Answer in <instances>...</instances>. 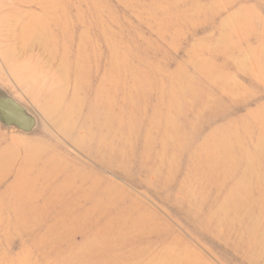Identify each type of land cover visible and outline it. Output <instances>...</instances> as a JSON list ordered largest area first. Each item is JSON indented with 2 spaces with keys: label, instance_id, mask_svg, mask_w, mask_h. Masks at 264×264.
<instances>
[{
  "label": "rangeland",
  "instance_id": "374dc122",
  "mask_svg": "<svg viewBox=\"0 0 264 264\" xmlns=\"http://www.w3.org/2000/svg\"><path fill=\"white\" fill-rule=\"evenodd\" d=\"M66 1L75 5V0ZM82 1L84 23L94 22L89 34L108 26L117 49L130 53L128 64L136 68L130 79L145 84L135 88L147 103L132 115L139 125L129 140L128 173L81 152L70 140L84 135L80 120L75 135L58 130L44 113V96H33L29 84L8 68L23 46L20 31L40 10L0 0V91L36 123L28 133L0 124V264H157L170 252H175L173 261L188 264H264V239L257 241L264 238V215L255 214L241 230L230 232L226 226L208 225L205 219L219 189L228 188L214 185L213 176L226 172L224 162H213L211 176L203 175L209 165L205 155L213 152L205 140L211 137L237 158L226 173L264 177V0H96L94 6L92 0ZM6 15L9 21L3 19ZM100 44L95 42L99 52ZM37 47L31 50L35 56ZM50 81L51 75L41 84ZM202 101L210 106L200 108ZM157 113L159 120L152 121ZM195 117L199 119L193 122ZM167 124L179 140L190 142L176 153L183 166H201L209 198L194 199L204 204L198 210L173 202L185 201L177 183L186 167L171 186L161 179L168 169L149 174L138 168L155 149L146 152L142 144L161 142L157 132ZM81 143L95 145L85 139ZM170 155L168 151L164 157ZM246 165L252 168L243 170ZM98 188L126 195V201L112 206V220L96 215L103 208L96 199ZM85 196L91 201L83 204ZM82 214L91 218L79 219ZM249 222L256 228L254 235L245 236L236 248ZM255 245H261L263 254L250 257L248 247Z\"/></svg>",
  "mask_w": 264,
  "mask_h": 264
},
{
  "label": "bare ground",
  "instance_id": "6f19581e",
  "mask_svg": "<svg viewBox=\"0 0 264 264\" xmlns=\"http://www.w3.org/2000/svg\"><path fill=\"white\" fill-rule=\"evenodd\" d=\"M12 1L20 6H38L40 12L39 16L33 17V20L28 23L30 25L25 28L26 30L20 31L18 39L21 40L23 46L20 50L18 49L17 55L11 56L7 64L8 68L21 83L29 84V91L33 96H44V104H42L44 113L48 119L54 121L58 130L73 134L75 125L80 120L84 135L82 138L74 136L75 138L70 140L81 152L91 156L100 165H106L112 169L118 166L121 170H125L122 173L127 176L128 161L126 159L129 158L131 151L128 152L129 140L136 135V126L139 125L138 122H133L137 119L134 118V120L132 115L135 112L141 113L143 105L147 103L144 95L135 92L136 87L141 88L145 84L143 82L138 83L139 80L130 79V76L136 72V68L128 64L129 51L117 49L112 41L115 40V36L108 31V26L100 27L95 36L89 34V25L93 28L94 22L84 23V15L79 13L86 5L82 0H75L74 6L67 3L66 0ZM95 3L96 0H92V6ZM3 19L6 20L7 15ZM99 36L101 37L100 42H98ZM95 42L101 43V52L97 50ZM34 44H37L39 50V54L36 56L31 53ZM40 58H45V62H41ZM103 58H105L104 61ZM55 61H58L57 66L54 64ZM52 65L56 66L55 71L49 69ZM47 68L53 72L50 73ZM49 75H51V81L48 86H42V81ZM192 96L195 98L196 94ZM200 103V108L205 107V105L206 107L210 106L208 101ZM161 105L163 107L165 104ZM169 105L170 103L166 108ZM171 107L173 108V104L167 110H172ZM159 118L160 114L157 113L153 115L152 121H158ZM141 119H144L143 115L139 120ZM197 119L199 118L195 117L193 122ZM152 132L155 133V131ZM175 132V128L167 124L163 130L157 132L162 137L161 142L153 144L145 141L142 147L146 152L152 147L155 149L152 148V154L145 157L138 168L147 171L149 174H153L154 170L164 171V169H168L166 175L162 176L161 179L165 185L171 186L175 176L186 167L183 177L177 183V187L185 192L183 195L185 201L182 199V201L173 200V202L179 206L185 204L184 206H187L188 210H198L199 205L203 207L204 204H199L194 199L200 196L209 198V193L204 187L206 183L203 177L211 176V170L214 168L213 162H224L223 168L229 172L235 168L233 161L237 158L228 155L223 142H215L209 137L208 140H205V144L208 147H213V152L205 155V161H208L209 165L204 169L208 170L203 172L204 176H202L199 164L192 166L193 168H190V165L183 166L185 165L184 161L176 155V153H181L183 150L181 148L185 144L186 146L190 145V142L179 140V134ZM84 139L95 145L84 146L81 143ZM168 151L171 152V155L170 159L167 160L164 155ZM250 166L246 165L243 170L251 169ZM226 172H221V174L217 172L216 177L213 176L217 180L214 181L217 189L225 185L228 188L219 189L215 207L212 206V210L208 212L205 221L208 225L226 226L230 232L235 227L241 230L246 221L251 220L255 214L260 217L264 215V207L262 206L264 204V177L245 172L229 175ZM193 175L195 177L191 178ZM220 175H223V178L219 181L217 176L220 177ZM96 191L97 201L103 203L101 212L99 210L96 215L101 214L103 219L112 220L115 217L109 214L110 211H113L111 210L112 206L126 201L124 199L126 195L121 192L120 196H115L111 189ZM81 199L83 204L91 201L87 196ZM84 216L85 214H82L79 219L91 218L88 215ZM232 221L236 222V226L233 225ZM250 222L249 229L244 227V233L237 237L236 248L246 238L248 240L254 235L256 228L253 227L254 224L251 226ZM263 239L260 236L257 241ZM260 246L248 247L250 257L262 253ZM174 253H167L166 259L162 257L157 264L189 263L185 260L173 261Z\"/></svg>",
  "mask_w": 264,
  "mask_h": 264
},
{
  "label": "water",
  "instance_id": "95a60500",
  "mask_svg": "<svg viewBox=\"0 0 264 264\" xmlns=\"http://www.w3.org/2000/svg\"><path fill=\"white\" fill-rule=\"evenodd\" d=\"M0 124L28 133L35 128V118L5 92L0 91Z\"/></svg>",
  "mask_w": 264,
  "mask_h": 264
}]
</instances>
